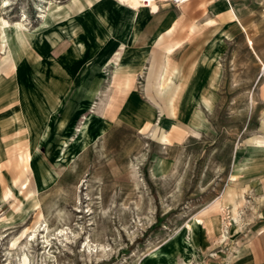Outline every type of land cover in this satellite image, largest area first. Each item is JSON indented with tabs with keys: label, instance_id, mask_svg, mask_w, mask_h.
I'll return each instance as SVG.
<instances>
[{
	"label": "rangeland",
	"instance_id": "374dc122",
	"mask_svg": "<svg viewBox=\"0 0 264 264\" xmlns=\"http://www.w3.org/2000/svg\"><path fill=\"white\" fill-rule=\"evenodd\" d=\"M134 3L0 0V264H247L264 66L228 35L208 67L219 93H146L152 51L176 62L199 21L168 34L170 10L156 24V4ZM118 71L139 74L134 93H116Z\"/></svg>",
	"mask_w": 264,
	"mask_h": 264
},
{
	"label": "crops",
	"instance_id": "0c3cea01",
	"mask_svg": "<svg viewBox=\"0 0 264 264\" xmlns=\"http://www.w3.org/2000/svg\"><path fill=\"white\" fill-rule=\"evenodd\" d=\"M191 4L193 6L189 7V13H186L185 6ZM120 5L122 6V4ZM211 7H215L212 14L210 13ZM196 8L198 14H195L194 11L192 13V10ZM140 9L149 10L148 8ZM165 10H170L173 14L169 21L171 24L167 26L168 34L175 33L177 29L176 21L189 19L192 22L197 17L199 25L197 26L198 30L194 33H197L198 36L191 38L192 41L184 45L182 54L176 62L174 58L170 57L172 61L167 60L165 65H162L159 69L160 63L156 58L157 54H153L152 51L150 62L145 65L140 63L148 68L144 76V91L146 93H219L218 88L223 81L222 73L217 74L215 71V75L212 77L208 73L210 70L208 67L212 65L216 67L217 64L219 66L222 64L217 57L222 52L223 44H226L225 41L227 40L225 38L228 35L233 37L237 34H244L245 44L249 48L252 57L259 62V65L264 66V0H229V3L226 0H192L180 8L171 5H160L158 13L149 12L151 15L156 16L154 17V20L157 21L156 24L161 20L160 17L164 18V16L157 15ZM158 29L156 25L146 29V34L151 35L150 43H153L150 47L154 50L159 49V45H161ZM188 29L192 32L196 27L190 25ZM212 35L216 36L213 45L208 41ZM176 48L175 43H168L167 47H164L166 53L178 50ZM213 54L214 57L212 58ZM212 60L214 63H211ZM217 61L219 62L217 63ZM10 66L7 65L5 68L8 69ZM122 72L118 71L113 79L116 93H134L139 74H125ZM255 81L257 84L262 83L260 88L262 92H260L264 93V70L261 71ZM262 103H264V99ZM262 113L257 126L256 133L258 135L248 139V145L253 151L248 157L255 160L256 157L261 155L264 173V108ZM17 159L21 164L25 158L22 154H18ZM1 174L2 170L0 168V177ZM261 182L264 191V174ZM245 253L247 264H264V229L262 233L254 236L250 241Z\"/></svg>",
	"mask_w": 264,
	"mask_h": 264
},
{
	"label": "built area",
	"instance_id": "2783aa9c",
	"mask_svg": "<svg viewBox=\"0 0 264 264\" xmlns=\"http://www.w3.org/2000/svg\"><path fill=\"white\" fill-rule=\"evenodd\" d=\"M122 5H125L127 7H131L133 2H137L139 5V8H148L152 10V5L156 4L158 7L160 5H171L176 8H180L186 3L192 1V0H114ZM229 3V0H226Z\"/></svg>",
	"mask_w": 264,
	"mask_h": 264
},
{
	"label": "bare ground",
	"instance_id": "6f19581e",
	"mask_svg": "<svg viewBox=\"0 0 264 264\" xmlns=\"http://www.w3.org/2000/svg\"><path fill=\"white\" fill-rule=\"evenodd\" d=\"M132 6H133V7H136V4L133 2V3H132ZM35 239H36V238H34V240H35ZM35 241H36V240H35Z\"/></svg>",
	"mask_w": 264,
	"mask_h": 264
}]
</instances>
